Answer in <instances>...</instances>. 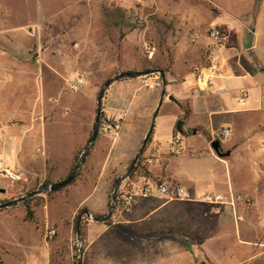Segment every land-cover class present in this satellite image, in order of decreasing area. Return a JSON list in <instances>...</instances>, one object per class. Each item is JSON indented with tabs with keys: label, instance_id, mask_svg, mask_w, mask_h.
Returning a JSON list of instances; mask_svg holds the SVG:
<instances>
[{
	"label": "rangeland",
	"instance_id": "obj_1",
	"mask_svg": "<svg viewBox=\"0 0 264 264\" xmlns=\"http://www.w3.org/2000/svg\"><path fill=\"white\" fill-rule=\"evenodd\" d=\"M46 1V12L32 13L31 23L25 24L20 19L23 14H10L9 26L16 27L24 23L25 28L21 33L16 30V33L0 37V52L15 55L20 60L21 69H27L28 72L23 76L5 77L0 74V133L4 131L15 137L14 140L0 139V149L8 142L15 144L20 149L21 160V166L15 170L0 166V190L5 189L8 194L11 192L0 204L68 178L74 166L82 159L92 136L98 95L102 87L109 79L123 72L159 67L164 71L168 85L174 84L177 87H181L182 78H176L174 82L169 78L176 70L196 75L197 85L196 81L189 79L186 87L197 88L194 100L198 105L199 118L203 119H209L211 113L220 111L223 107H264V91L262 93V88L259 87L264 76L257 70L259 66L264 72V44L258 52L251 49L248 43L238 46L239 35L251 32L250 24L257 12H261L264 17V0ZM119 7L126 11L127 19L124 23H120L117 13ZM110 11H114L116 16H111L108 13ZM108 16L116 24H120L108 25ZM199 23L204 43H207L204 54L194 61L177 60L174 46L176 43H184L191 24ZM262 27L264 35V25ZM213 31L219 32L218 38L212 36ZM176 35L182 39L175 42ZM208 38L212 39V45ZM218 47L230 52H244L242 57L235 54L233 57L223 58L230 61L228 68L232 77L217 81L218 84L222 82V88L227 92L223 96H217L212 89L200 88L203 74H221L218 67L221 60L213 57ZM46 63L59 68L60 75L47 73L43 77L38 76L40 66ZM151 78L152 75L122 79L108 88L103 99L99 135L71 185L33 196L0 210V236H4L9 242L6 248H18L13 250L17 252V256L26 254L32 264H44L46 251L49 252L50 264H78L82 251L83 263L85 260V264H88L85 259L87 243L83 228L84 224L94 220L83 217L78 237V216L85 209L93 216L104 217L109 214L117 183L131 169L158 108L163 83L153 92L149 87ZM79 79L82 84L78 83ZM121 84L129 86L124 88ZM243 91L248 93L250 100L241 105L238 94ZM167 92L157 117L154 136L162 123L167 126L174 120L177 126L179 122L185 123L187 120L183 110L175 116L174 107L170 115L164 113L166 105L172 103L171 88ZM201 97L208 100H202ZM151 100L154 101L151 108L145 109L144 106L151 103ZM231 103L233 106H230ZM189 107L190 103L186 105V108ZM12 113L16 117H10ZM216 123L220 125L221 121ZM238 126L232 135L220 141L222 152H233L238 148L249 149L261 156L258 163L264 165V113L239 119ZM192 138V132H188L186 139L190 141L187 143L192 147L182 151L186 157L181 159V174L189 176L195 173L200 176L206 170L207 174L215 173L227 178L226 171L232 166L231 160L227 165H218L207 156L208 150L213 151L212 143L216 140L206 130ZM232 138L239 139L236 145L231 143ZM152 141L142 154V164L133 172L135 164L130 177L122 182L121 188L124 186L127 191L136 192L147 183L148 178L159 180L158 183L181 185L171 177V170H168L171 174L165 168L161 172L153 170L159 157L151 151ZM229 159L231 156L222 160ZM148 160H153V163H148ZM8 172L18 175V179H10ZM2 196L0 193V198ZM238 199L236 204L250 212L252 218L258 221L257 216L264 211V203L255 205L256 200L248 196H239ZM224 200L227 202L228 198L225 197ZM232 204L235 219L240 220V211L237 212L234 203ZM116 215L115 207L106 224L130 243L132 240L129 234L113 226ZM51 228L57 232L52 240L46 238V232ZM256 239L264 241V236ZM188 243L193 256L205 259L212 256L200 252L201 249L192 242ZM0 248H3L2 245ZM248 256L249 253L240 248V261H246Z\"/></svg>",
	"mask_w": 264,
	"mask_h": 264
},
{
	"label": "crops",
	"instance_id": "obj_2",
	"mask_svg": "<svg viewBox=\"0 0 264 264\" xmlns=\"http://www.w3.org/2000/svg\"><path fill=\"white\" fill-rule=\"evenodd\" d=\"M46 5V0H38V2L36 0H0V37L16 33L17 31L21 33L22 29L25 28L24 23H31V14L46 12ZM15 13L23 14L20 19L24 20V23L16 27L9 26L8 23H11L10 14L14 15ZM263 25L264 17L261 16V12H257V16L253 18L250 24L252 27L251 32L248 35L245 33L239 35L238 46L248 43L251 45V49L258 52L260 46L264 44ZM201 31L200 23L191 24L188 27L187 34L190 37L187 35L185 38L187 41L184 40V43L180 44L176 43L177 45L174 46L177 60L194 61L204 54V47L207 43H204V36ZM175 39V42H177L182 37L176 35ZM189 40H191L190 43L188 42ZM207 40L212 45V39L208 38ZM235 54L242 57L244 52L239 50L230 52L223 47H218L213 57L214 59H219V61L221 60V63H218L219 61L216 62L221 74L215 75L212 87L202 86L200 88L212 89L217 96L227 94L226 90L222 88V82L218 84L217 81L232 78L230 68H228L230 61L223 58L226 56L233 57ZM26 70L21 69L20 60L15 55L0 52L1 75L5 77L23 76L28 73ZM257 70L264 76V72L259 69V66ZM38 71L39 74L37 75L42 77L47 73L56 75L61 73L59 68L49 63L41 65ZM169 78L171 82L176 81V78H182V85L181 87H177L174 84L167 86V90L171 88L170 97L173 100H171L172 103L166 105L164 113L170 115L174 107L176 110L173 114L178 116L180 114L179 111L183 110L187 120L183 123V134L178 132L175 121L171 120L167 126L162 123L158 133L154 136L157 127V115L151 151L157 154L159 159L156 160L157 164L153 167V170L155 172H161L164 168L166 171L171 170V177L181 183L179 186H174L187 190L192 199L185 201L169 200L156 194L146 201L140 200L141 202L139 201L140 203L138 202L139 204L137 203L138 205L130 211L117 208L113 226L129 234L131 240H134V242L131 241L130 243L119 237L113 227L108 226L106 222H87L83 228L85 242L87 243L85 259H87L88 264H264V261H261L262 259L264 260V241L256 239L264 236V211L258 213L260 215L257 216V221L252 218L250 212L248 213L247 210L236 204L239 196H248L255 199V205L264 203V165L258 163L261 156H257L252 150L238 148L233 152L230 151L231 159L222 160L223 158H219L214 150L210 149L207 151V156H210L215 164L227 165L231 160L232 166L229 167V171L228 169L226 171L227 178L224 175L220 176L215 173L213 175L207 174L206 170H203L200 176L195 173L187 176L181 174L180 171L181 159L186 157V154H182V151L185 152L189 146L192 147V145L188 146L187 143L190 141L186 139L188 132H192V139H194V136L206 130L207 134L213 139L215 131L220 130V128H229L232 135V132L239 127V119L262 115L264 107L262 105L257 107L249 106L245 109L223 107L220 111L211 113L209 119L199 118L198 105L194 100L195 89L197 88L186 87L189 79L196 81L197 85V76L192 73L184 74V72L176 70L173 76L169 75ZM128 86L129 84H123L121 87L126 88ZM260 86L263 93L264 79L259 84ZM161 94L158 99V105ZM201 98L205 101L208 100L206 97ZM249 100L250 96L246 103ZM152 101L144 106L145 109L151 108L154 102ZM188 103H190V107L186 108ZM230 106H233V104L231 103ZM124 109L126 107L123 108V111ZM9 116L16 117V114L12 113ZM216 121H221L219 123L221 126L217 125ZM9 131L12 132L13 130L9 129ZM0 139L14 140L15 137L1 131ZM172 140L176 141L177 144H171ZM231 141L233 145H236L239 139L232 138ZM2 165L11 170L21 166L20 149L15 144L8 142L6 146L1 147L0 166ZM158 181L148 178L145 184H160ZM161 183L169 184V182ZM0 191L3 195L0 198V202H2L8 198L7 194L9 192L5 189ZM206 194L221 195L224 198H228V201L225 202L224 200L223 204L216 206L200 202L199 198ZM8 195H11V192ZM232 203H234L236 211H240V220L236 221L235 219V210ZM126 213L127 215H125ZM229 240L231 243H229ZM189 241L199 247L201 249L200 252L209 253L212 256L209 259L193 256ZM8 243L4 236H0V245L3 247L0 248V264H32L26 254L17 256V252L13 250L18 248H6L9 245ZM240 248L249 253L246 261H240L239 259ZM44 264H50L48 251L44 255ZM83 264H85V260Z\"/></svg>",
	"mask_w": 264,
	"mask_h": 264
},
{
	"label": "water",
	"instance_id": "obj_3",
	"mask_svg": "<svg viewBox=\"0 0 264 264\" xmlns=\"http://www.w3.org/2000/svg\"><path fill=\"white\" fill-rule=\"evenodd\" d=\"M161 74L162 76V80H163V90H162V94H161V99H160V102H159V105H158V108L156 109L155 111V114H154V117H153V120H152V124H151V127L149 129V132L143 142V145L140 149V151L138 152V154L136 155L134 161H133V164L131 166V169L129 170V172L124 176L122 177L119 182L117 183V186L115 188V191L112 195V203H111V209L109 211V214L107 216H104V217H98V216H93V214L85 209L83 210L79 216H78V222H77V234H78V237H80V227H81V222L83 220V217L84 216H87L89 218H92L94 221L96 222H107L113 215V211L115 210V207H116V201H117V197H118V193H119V190L121 188V185H122V182L125 181L132 169L134 168L136 162L138 161L139 157L144 153L145 151V148H146V145L150 139V137L152 136L153 134V131H154V128H155V120H156V117L159 113V110L164 102V99L166 97V94H167V86H168V83H167V78H166V75L164 73V71L162 69H159V68H154V69H146V70H143V71H138V72H133V71H128V72H123L119 75H116L115 77L109 79L105 84L104 86L102 87L99 95H98V104H97V115H96V120H95V124H94V128H93V133H92V136L89 140V142L87 143L85 149H84V153H83V156H82V159L74 166L71 174L69 175V177L67 179H65L64 181L62 182H59V183H56V184H52V185H49V186H43L41 187L39 190H36L34 192H31L29 194H27L26 196H23V197H20V198H17L15 200H11V201H8V202H4V203H1L0 204V210L1 209H4V208H7V207H10V206H13L17 203H20V202H24L26 201L27 199L33 197V196H36V195H39V194H43V193H46V192H53V191H57V190H60L62 188H65L67 186H69L76 178L78 172L81 170L82 166L84 165L94 143L96 142L97 140V137L99 135V131H100V127H101V119H102V114H103V99H104V95L106 93V91L108 90V88L116 81H119V80H122V79H134V78H140V77H144V76H150V75H153V74ZM170 100H173L172 97H170ZM177 130L179 133L183 134V122H179L177 124ZM212 148L215 152V154L219 157V158H226V157H229L230 156V151L224 153L222 152V144L220 141L216 140L212 143ZM3 191V190H2ZM78 264H83V253L81 251V254H80V258L78 260Z\"/></svg>",
	"mask_w": 264,
	"mask_h": 264
},
{
	"label": "built area",
	"instance_id": "obj_4",
	"mask_svg": "<svg viewBox=\"0 0 264 264\" xmlns=\"http://www.w3.org/2000/svg\"><path fill=\"white\" fill-rule=\"evenodd\" d=\"M213 37H219L218 31L212 32ZM217 73H215L216 75ZM215 76H207L203 74L200 78V84L203 87H212L214 85L213 79ZM152 82L149 84V87L153 90H156L157 88L161 87L163 81L160 74H154L151 78ZM79 84H82V80H78ZM249 98V95L247 92L243 91L239 95V103L245 104ZM231 135V130L229 128H222L218 131H215L213 133V140L218 141H224L226 138H228ZM172 144H177L176 141L172 140ZM148 163L152 164L153 160H148ZM3 176V175H1ZM8 177L12 180L18 179V175L8 172ZM119 194L116 201L117 208H120L124 211H130L134 205H136L140 200H147L151 197L155 196L156 194L167 198L169 200H191L192 197L189 194L187 190H185L182 187L174 186L172 184L168 183H160V184H145L143 185L138 191L136 192H129L127 191L124 186L119 190ZM200 202L216 206L219 204H223L224 197L221 195H215V194H206L199 198ZM57 235V232L55 229L51 228L48 229L46 232V238L47 239H54Z\"/></svg>",
	"mask_w": 264,
	"mask_h": 264
},
{
	"label": "trees",
	"instance_id": "obj_5",
	"mask_svg": "<svg viewBox=\"0 0 264 264\" xmlns=\"http://www.w3.org/2000/svg\"><path fill=\"white\" fill-rule=\"evenodd\" d=\"M111 16H116V13L114 12V11H110V12H108ZM117 13H118V15H119V17H120V23H124V21L127 19V16H126V11L125 10H123L122 8H118V10H117ZM111 16H108V25H118V24H120V23H117L116 24V22L115 21H113L112 20V17ZM103 115V114H102ZM152 137H153V134H152V136L150 137V139H149V141H148V143H147V145H146V148H145V151H146V149H147V147L149 146V144H150V142L152 141ZM144 151V152H145ZM144 160V155H141L140 157H139V159H138V161L136 162V166H135V168H134V171L133 172H135V171H137V169H138V167L142 164V161ZM133 175V173L131 174V176ZM77 176H78V174H77ZM76 176V177H77ZM69 177V176H68ZM130 177V176H129ZM76 179V178H75ZM130 179V178H129ZM128 179V180H129ZM75 181V180H74ZM73 181V182H74ZM72 182V183H73ZM71 183V184H72ZM70 184V185H71ZM128 185V184H127ZM120 192V191H119ZM119 194V193H118ZM116 208H117V206H116ZM108 222V221H107ZM200 264H205V263H200Z\"/></svg>",
	"mask_w": 264,
	"mask_h": 264
}]
</instances>
